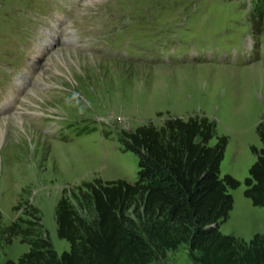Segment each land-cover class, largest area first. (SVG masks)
Segmentation results:
<instances>
[{
    "label": "rangeland",
    "instance_id": "1",
    "mask_svg": "<svg viewBox=\"0 0 264 264\" xmlns=\"http://www.w3.org/2000/svg\"><path fill=\"white\" fill-rule=\"evenodd\" d=\"M253 112L264 118V0H0V264L30 247L6 230L30 217L25 203L38 209L33 235L46 231L58 255L69 249L57 234L58 199L90 221L84 181H135L138 155L124 133L138 124L208 116L209 143L228 137L220 175H233L253 153L241 147L230 161L232 130ZM243 189L229 188L219 229L248 240L264 233V207ZM126 212L137 221L134 205ZM150 264L196 263L181 243Z\"/></svg>",
    "mask_w": 264,
    "mask_h": 264
},
{
    "label": "trees",
    "instance_id": "2",
    "mask_svg": "<svg viewBox=\"0 0 264 264\" xmlns=\"http://www.w3.org/2000/svg\"><path fill=\"white\" fill-rule=\"evenodd\" d=\"M214 128L206 115H168L160 124L148 121L125 132V147L138 155L137 179L84 181L83 194L95 210L90 221L62 195L55 208L57 234L70 247L59 255L46 231L33 235L38 209L25 203L30 217H17L6 230L21 234L30 247L4 264H150L181 243L196 264H264V233L246 240L219 229L233 206L229 188L243 183V194L264 207V118L255 126L262 145L250 146L256 158L242 180L220 175L228 137L210 144ZM131 205L137 221L126 212Z\"/></svg>",
    "mask_w": 264,
    "mask_h": 264
},
{
    "label": "crops",
    "instance_id": "3",
    "mask_svg": "<svg viewBox=\"0 0 264 264\" xmlns=\"http://www.w3.org/2000/svg\"><path fill=\"white\" fill-rule=\"evenodd\" d=\"M253 114L254 115H253L251 121H249V125H247L246 127L245 126H243V127L242 126H235L234 130H232V131H234L236 138L238 137V142L235 145L234 150L232 151V157H231L230 161L237 162V160H238L237 157L241 151V147L244 148V146H246L252 152V150L250 148V146L252 144L258 148L261 147V145H262L261 140L259 139V136L257 135V133H256L257 136L254 134V132H256L255 126H256L257 122L260 120V116H259V114L254 113V112H253ZM236 117H239V116L237 115ZM246 131H247V133L253 132L251 134H254V135H253V137L252 136L249 137L250 140L247 139V142L244 143V136H245V134H247V133H245ZM227 146H228V143H227L225 151H224V156H226ZM255 158H256L255 154L254 153L251 154L249 152V156L247 157V160L245 161V164L243 165V170L239 174L233 172V175H235L238 178H241L243 176L245 177L248 174L247 169L252 164V162L255 160ZM263 221H264V218H263ZM259 226L261 227V229H264V223L261 222V220H259Z\"/></svg>",
    "mask_w": 264,
    "mask_h": 264
},
{
    "label": "bare ground",
    "instance_id": "4",
    "mask_svg": "<svg viewBox=\"0 0 264 264\" xmlns=\"http://www.w3.org/2000/svg\"><path fill=\"white\" fill-rule=\"evenodd\" d=\"M47 48V47H46ZM68 52V51H67ZM57 53V52H56ZM62 54H61V52L59 53V54H57V57L58 58H60L59 56H61ZM64 55V54H63ZM63 57V56H62ZM41 61V60H40ZM47 63L50 65V66H52L51 64L52 63H50V61H47ZM45 67V66H44ZM36 94V96L38 95V93H35ZM21 95V94H20ZM20 95H19V99H20ZM34 99V98H33ZM22 117V116H21ZM6 119H9V118H6ZM14 119H15V122H17V123H19L20 125H22V123H23V120H21L20 118H18V117H14ZM6 123H7V121H6Z\"/></svg>",
    "mask_w": 264,
    "mask_h": 264
}]
</instances>
